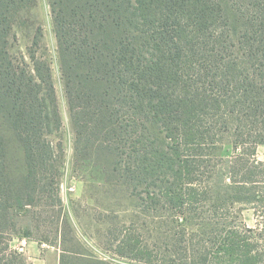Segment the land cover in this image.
<instances>
[{
  "label": "trees",
  "instance_id": "16d2710c",
  "mask_svg": "<svg viewBox=\"0 0 264 264\" xmlns=\"http://www.w3.org/2000/svg\"><path fill=\"white\" fill-rule=\"evenodd\" d=\"M34 1L0 0V234L43 208L25 236L58 248L59 264H264V0H229L237 34L220 0H49L76 158L105 173L109 206L87 207L97 253L60 197L51 64L9 52ZM2 122L25 152L17 180Z\"/></svg>",
  "mask_w": 264,
  "mask_h": 264
},
{
  "label": "rangeland",
  "instance_id": "374dc122",
  "mask_svg": "<svg viewBox=\"0 0 264 264\" xmlns=\"http://www.w3.org/2000/svg\"><path fill=\"white\" fill-rule=\"evenodd\" d=\"M226 13L231 19L234 34L240 30L237 16L232 9L229 0H220ZM36 42V45H35ZM34 51L37 58H43L51 64L53 81L57 91L60 113L62 118V127L59 132L51 136L54 145L61 147V176L60 197L65 209L73 220L74 227L79 236L87 244L89 249L95 251L93 237L95 227L98 226L93 221L92 212L87 207L94 208L96 200H101L105 206H109V200L105 199L101 193V187L105 184V173L103 166L96 164L92 160H80L76 158L75 136L70 123L68 106L64 96L63 82L61 79L58 45L54 32L52 7L49 0H35L33 4L22 10L12 28L9 36V52L16 64L27 63L32 66L29 57V51ZM1 134L6 141L7 154V172L11 179L17 180L23 176L26 171L25 152L22 145L17 140L14 132L8 124L2 122ZM222 156L229 158L233 154L231 144H226L222 148ZM258 159L264 162V145L259 146L257 150ZM105 208V207H104ZM72 212L71 215V211ZM43 208L24 209L15 217L13 224H17L16 234H0V264H32L29 258L30 244L33 250V256L45 261L46 264H59L60 252L58 248L48 244H39L38 242L25 236L28 220L41 213ZM77 210H79L77 212ZM46 214L39 215L43 219ZM243 220L253 228L256 226V219L252 210L243 212ZM34 224H37L35 221ZM37 226V225H35ZM41 232L49 231L47 225L40 227ZM34 234H37L34 232ZM84 237H88L87 241ZM27 241V245H23ZM6 249V251H4ZM97 253V252H96ZM19 254L20 256H16ZM103 256V255H102ZM109 259V257H106ZM115 264H139L124 260H115Z\"/></svg>",
  "mask_w": 264,
  "mask_h": 264
},
{
  "label": "crops",
  "instance_id": "0c3cea01",
  "mask_svg": "<svg viewBox=\"0 0 264 264\" xmlns=\"http://www.w3.org/2000/svg\"><path fill=\"white\" fill-rule=\"evenodd\" d=\"M33 243L30 244V255H32L29 260L32 262V264H46L44 260L38 259L35 256H33V253L31 254V251L33 250V247L31 246Z\"/></svg>",
  "mask_w": 264,
  "mask_h": 264
},
{
  "label": "built area",
  "instance_id": "2783aa9c",
  "mask_svg": "<svg viewBox=\"0 0 264 264\" xmlns=\"http://www.w3.org/2000/svg\"><path fill=\"white\" fill-rule=\"evenodd\" d=\"M23 245H27V241H23Z\"/></svg>",
  "mask_w": 264,
  "mask_h": 264
}]
</instances>
